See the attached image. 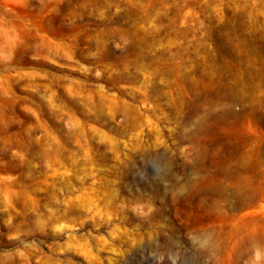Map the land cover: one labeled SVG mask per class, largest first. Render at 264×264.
Masks as SVG:
<instances>
[{"label":"rangeland","instance_id":"rangeland-1","mask_svg":"<svg viewBox=\"0 0 264 264\" xmlns=\"http://www.w3.org/2000/svg\"><path fill=\"white\" fill-rule=\"evenodd\" d=\"M0 264H264V0H0Z\"/></svg>","mask_w":264,"mask_h":264},{"label":"bare ground","instance_id":"bare-ground-1","mask_svg":"<svg viewBox=\"0 0 264 264\" xmlns=\"http://www.w3.org/2000/svg\"><path fill=\"white\" fill-rule=\"evenodd\" d=\"M203 233H204V236L202 237V239L204 240V246L206 248V251L212 254V258L214 262H216L217 254L219 252L220 246L222 242L224 241L225 237L223 236L221 232L216 231L215 228H209ZM236 256L237 257L239 256V252L236 253Z\"/></svg>","mask_w":264,"mask_h":264}]
</instances>
